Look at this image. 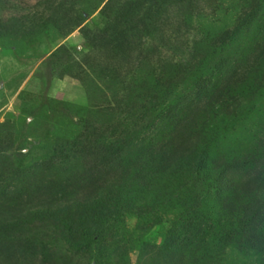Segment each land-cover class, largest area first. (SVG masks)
Listing matches in <instances>:
<instances>
[{
    "label": "rangeland",
    "instance_id": "374dc122",
    "mask_svg": "<svg viewBox=\"0 0 264 264\" xmlns=\"http://www.w3.org/2000/svg\"><path fill=\"white\" fill-rule=\"evenodd\" d=\"M107 1L0 0V264H264V33L247 56L250 36H225L263 18L264 0H141L147 17L123 13L126 0L102 11ZM220 37L232 67L197 95L225 57ZM173 64L188 69L169 76ZM188 147L232 194L211 199L203 175L168 173ZM124 173L123 195L142 204L60 221L40 212ZM190 206L221 211L197 263L169 232ZM240 206L248 222L229 234Z\"/></svg>",
    "mask_w": 264,
    "mask_h": 264
},
{
    "label": "trees",
    "instance_id": "16d2710c",
    "mask_svg": "<svg viewBox=\"0 0 264 264\" xmlns=\"http://www.w3.org/2000/svg\"><path fill=\"white\" fill-rule=\"evenodd\" d=\"M62 1V0H61ZM103 1V0H102ZM113 0H108L106 4L104 5L103 10H108L111 7ZM144 10V15L147 17V13L150 11V8L146 7L145 4L141 2V0H126L122 6V12L123 13H132L135 14L137 17L141 12ZM150 19V17L148 18ZM240 25H238V28L240 29H230L226 32L225 36L230 40L231 43H234L238 41L239 37L236 40H232L234 36L238 32H241L243 37H251V41L245 44L248 53H251L252 51L256 50L257 45L253 46L251 43L254 42V40L258 39L259 36H262L264 33V17H254L251 14L250 16H246L243 21L239 22ZM252 27H254L256 31H252ZM244 29H248L245 33L243 32ZM233 30L235 32H233ZM217 37V36H216ZM235 39V38H234ZM218 44L219 42L224 44V47L222 49L221 54H224L225 57L222 58L221 62L218 64L216 62H213V67H210L205 73L201 75L200 78H198L197 83V91L195 94H199L201 91H204L206 89H209L211 86H214V83L218 81L220 78H223L224 76H227L225 73V69L228 66H231V58L232 53L228 50V47H230V44H227V40H224L223 37L218 38ZM216 44V43H215ZM235 44V43H234ZM216 49V48H214ZM213 57V54H210ZM245 56V57H246ZM244 60V59H243ZM235 64L233 63V66L240 65L241 58L238 57L237 59H234ZM188 64H173L172 67L169 69V76H175L177 73H180L181 71H187ZM232 67V66H231ZM234 71V69L232 70ZM227 72V71H226ZM171 117L174 116V113H170ZM170 116V115H169ZM111 144V142H109ZM105 144L104 150H112L110 144ZM156 143V138H155ZM153 145V144H151ZM180 159H174L173 160V166L169 167L170 175L174 174V172L177 173L179 179L184 180L185 178H188L191 180V178H195L197 176L203 175L202 177L206 182H209L210 180V187L208 188V196L211 199H214L215 196L219 195L217 191H222L223 188H227L226 190L229 193H233L235 190V183L231 179L226 182L228 185L227 187H214L212 184L216 178L218 180H221L223 178V173H217L218 170L212 168L211 164L205 163L204 156L199 154L194 148H185L181 152ZM121 157V156H120ZM122 159V158H121ZM111 162L110 158L104 159V163L109 164ZM128 162H131L129 160ZM115 165L117 164V159L114 160ZM120 166H123L122 163H119ZM164 167H160L159 165H155L152 167H149L148 169H145L144 174V181H149L153 176H156L158 173L162 172V169ZM158 171V173H157ZM165 171V169L163 170ZM124 176H128L127 174H122L120 178H117L116 184L112 187L103 188L101 190H95L93 189L88 195H86L84 198H73L71 197L70 200L67 203H59L57 202L53 209H41L40 212L45 211L48 213L50 217H52L55 221L60 220H68L73 219V216L75 214H78L82 212V209L86 211L87 214L89 213H96L97 210L102 211L105 208H108L111 205H123L126 204L128 206H132L133 203H141V201L138 199H133V195L131 196H125L123 195V184L125 179ZM225 178V177H224ZM123 181V182H121ZM212 183V184H211ZM74 193H71L70 196H72ZM63 204V205H62ZM142 204V203H141ZM243 206L238 207V209L233 208L229 211L225 217V225L228 227V233L234 234L240 230V228L244 225L245 222H248V220L243 219ZM245 207V206H244ZM186 209L183 212V219L179 218L177 221H174L172 223L171 228L169 229V232H173L174 239L171 240V243L175 241L176 243H179L182 247L186 248L188 251V256H193L195 263L199 261L200 256L202 255V252H204L206 248V240L204 238L206 237L208 231H211L214 229V226L212 225V219L211 217H215L217 220H220V213L221 211H218L216 207H212V210H206V213L203 211L206 208L201 209L200 207H186ZM260 215L256 212L254 221L256 220V217ZM2 223L4 221H1ZM199 239L204 240V243H200ZM187 255V253H186Z\"/></svg>",
    "mask_w": 264,
    "mask_h": 264
}]
</instances>
